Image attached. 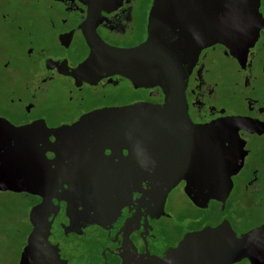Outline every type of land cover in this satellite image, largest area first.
<instances>
[{"label": "flooded vegetation", "instance_id": "af4514ba", "mask_svg": "<svg viewBox=\"0 0 264 264\" xmlns=\"http://www.w3.org/2000/svg\"><path fill=\"white\" fill-rule=\"evenodd\" d=\"M150 3L0 0L5 161L26 163L30 178H45L44 185L37 178L31 191L17 192L27 207L18 249L9 261L5 247V264H157L159 259L176 264L183 258L176 252L180 243L200 231L240 235L264 225V0L257 3L259 28L251 44L244 50L230 51L219 43L201 49L182 88V105L191 123L225 119L231 124L229 148L241 162L230 173L224 198L194 202L186 185L194 187L196 179H180L164 194L145 186L134 192L86 185L87 178L116 176L101 166L108 157L117 162L127 154L120 142L112 144L113 150L96 153L67 144L61 152L65 159L57 154L53 132L86 113L163 102L159 88L133 86L119 75L94 82L71 75L88 53L92 30L113 47L143 42ZM122 88L128 92L123 100ZM26 127L24 135L14 132ZM85 158L93 166L82 161ZM96 166L101 169L96 171ZM37 205L30 218V209ZM31 232L28 255L21 261ZM249 252L214 264H264V243Z\"/></svg>", "mask_w": 264, "mask_h": 264}, {"label": "water", "instance_id": "95a60500", "mask_svg": "<svg viewBox=\"0 0 264 264\" xmlns=\"http://www.w3.org/2000/svg\"><path fill=\"white\" fill-rule=\"evenodd\" d=\"M257 3L258 0H151L146 39L129 48L110 46L92 30L88 53L71 75L88 82L119 75L133 86L159 88L163 102L86 113L73 124L53 132V146L58 147L59 157L65 159L61 152L67 144L96 153L103 148L113 150L112 144L120 142L127 154L118 157L117 162L108 157V163L101 166L107 167L103 169L106 174L116 176L87 178L86 185L134 192L145 186L164 194L180 179H196L194 187L186 185V193L194 202L224 198L230 173L241 162L240 155L229 148L227 131L231 124L225 119L191 123L182 105V88L201 49L219 43L230 51L244 50L251 44L259 28ZM2 124L5 126V121ZM28 128L14 132L24 135ZM82 161L90 165L92 162L88 158ZM25 165L5 161V138L0 129V189L31 191L39 176L30 178ZM97 167L94 169L99 171L101 167ZM194 171L198 172L196 176ZM40 181L44 185L45 178ZM39 207L30 209V218ZM32 238L33 232L21 251V261L28 255ZM262 243L264 225L240 235L206 229L180 243L176 252L183 258L177 259L176 264H214L218 260L228 263L249 256V251ZM154 262L165 264L163 259Z\"/></svg>", "mask_w": 264, "mask_h": 264}, {"label": "rangeland", "instance_id": "374dc122", "mask_svg": "<svg viewBox=\"0 0 264 264\" xmlns=\"http://www.w3.org/2000/svg\"><path fill=\"white\" fill-rule=\"evenodd\" d=\"M5 49V42L0 40V51ZM128 92L122 88L120 98L127 97ZM26 203L20 194L14 191L0 189V264H5V247L8 246V260H12L21 241L20 229H23V219Z\"/></svg>", "mask_w": 264, "mask_h": 264}]
</instances>
